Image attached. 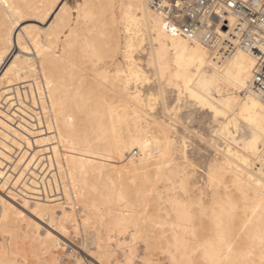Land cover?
Wrapping results in <instances>:
<instances>
[{"label":"bare ground","instance_id":"6f19581e","mask_svg":"<svg viewBox=\"0 0 264 264\" xmlns=\"http://www.w3.org/2000/svg\"><path fill=\"white\" fill-rule=\"evenodd\" d=\"M49 3L50 0H0V127L5 133V138L0 137V225L14 226L19 221L29 223L30 227H28L30 229L33 227L32 235H34L30 236L33 238L31 240L37 241L35 243L40 246L38 248L49 253L51 259L55 260L52 250L60 244V239L54 232L63 236L65 226L53 219L54 211L49 205L55 201L59 203L60 198L52 199L54 196L43 190L44 194L41 197L39 186L34 179H29L30 182L22 181L27 174L32 175V165L39 156L49 151L51 154H47V158L53 159L56 171H62L67 178L61 185L64 198L67 194H71L69 202L73 205L67 206L69 211L60 204L58 205L61 207L57 205L59 209L56 210L58 218L60 220L62 218L66 223L75 219L81 221L79 215L75 217L73 214L75 204L78 203L86 211L85 221L94 214L97 216L101 212L104 214L113 209L115 213L112 210L111 213L115 215L114 225L107 220L105 224L112 226L133 224L134 237L143 230L140 221L148 220V213L137 214L138 200L129 199L130 197L136 199L132 193L135 190L132 185H136L135 183L140 180L146 183L152 182V187L148 190L157 191L154 194L156 195L154 207H158L150 213V217L154 211L156 212L153 216L157 215L155 219L151 217V221L156 220V228H159L157 232L154 226V230L158 234L160 231L163 232L164 230L159 227L160 224V226L163 224L165 231L169 230L168 233L164 231L166 236L161 233L165 239L170 235L167 241L162 240L164 237L160 235L159 237L158 234L155 240L161 238L160 242L172 246L174 253L184 250L180 251L181 256L187 257L186 249L191 253L193 251L191 247L201 248L211 262L218 261L216 258L218 256L220 258L221 252L223 255L221 259H227L231 256L230 252L223 249L229 244L226 236L222 235H225L224 231L231 229H235L237 234L242 230L252 229L256 236L258 234V241H262L264 239L262 236L264 235V98L250 86L254 68L253 57L237 49L230 56L221 59L217 56L216 45L210 47L198 39L187 40L167 32L163 28L162 13L150 7L149 0H132L126 7L120 9L121 34L113 39L114 44L118 45L117 53L121 54L122 63L117 64L110 75L107 74L106 65L93 67L97 75L92 76H97V79L92 81L94 79L92 76L91 78L82 75V72L76 74L77 69L81 70L80 66L88 65L87 71L90 72L91 66L94 65V61L91 63L89 60L90 55L97 54L96 50L99 46L106 43L108 47L102 46L103 52H109L113 40L109 38L110 42L107 39V42L93 44L94 41L90 40L93 38L87 36L92 28H88L91 27L88 20L87 23L84 21L89 14L87 12L81 14L79 6L74 11L68 6L70 10L60 18L59 22L56 17L37 19L36 17L43 14ZM227 18L232 21V14L229 13ZM25 28L35 31L26 32ZM221 32L224 34L225 30ZM79 34L82 36L80 37ZM146 38L150 42V54L142 64L135 53ZM96 41V43L100 42L97 39ZM25 47L30 51L25 52ZM106 47L109 51L105 49ZM78 52L82 56L84 53L88 54L89 58L78 55ZM82 58L86 60L79 62ZM147 67L156 79L153 91H143L135 78L139 73V82L147 80ZM87 71L85 70V73H89ZM125 72L128 74H118ZM93 73L95 71L89 74ZM107 81L112 85L109 90L114 92L113 100L109 98L105 88ZM167 88L174 92V103H168L166 100ZM156 96L162 99V112L170 121L167 122L154 115L148 120L143 114L146 107L153 108L156 100L151 97ZM91 101L95 103L92 102V106L89 104ZM244 101H247L246 107ZM1 102L5 106H1ZM28 102L39 111L32 112L22 105ZM184 104L207 112L215 122L211 128L212 137L207 141L215 150L217 157L210 159L205 171L207 173H204L205 179L207 176L209 183L222 181L227 184L226 179L229 178V182L236 185V188L238 186L241 195L246 192L245 187L249 189L250 186H254L256 189L254 187L250 189L253 193L256 190L253 197L256 203L250 206V212L235 216L232 211L235 208L234 198L231 192H226L229 191L226 190L227 186L226 188L224 186L225 189L220 193L219 198L215 196L217 199H211L212 201L203 200L207 205L203 204L202 197L199 196L200 192L194 196L196 199L188 194L190 189L188 186L195 185L194 178L193 181L190 180L191 174L188 170V166L191 165L187 154L188 145L184 136H179L177 139L178 132L173 127L178 122L176 115L173 114H178L177 111ZM76 116L91 118L94 124L87 129L76 123ZM29 121L34 122L31 123L34 127L29 125ZM229 128L233 129L232 133L229 132ZM23 135L29 138L21 150L18 145L13 144V141ZM215 138L221 139L222 146L217 145ZM32 144L34 146H31ZM13 148L21 152L26 151L28 154L23 156L22 153H18L13 156L11 154ZM135 149L137 151L134 152ZM133 152L135 155L132 154ZM3 161L6 163L3 164ZM17 161L22 162L19 168L15 167ZM160 181L163 189L157 190L156 185ZM19 183L26 192L15 189ZM40 183L43 185V181ZM130 192L131 196H129ZM213 194L211 196L214 197ZM253 195L250 194V197ZM18 198L22 200L21 203L16 202ZM209 201L211 204L208 206ZM29 202L32 204L27 206ZM66 203L68 204V201ZM51 206L53 208V204ZM54 206L56 207V204ZM199 211L204 219L209 217L210 222L206 220L211 225L207 227L209 229L212 226L211 229L216 233L212 231L213 237L211 233L208 238L204 233H200L204 232L201 230L203 227L207 228L208 222L204 223L206 220L199 215ZM206 211L210 212L208 216ZM196 215L198 218L194 220ZM44 216H47L49 229L45 228L41 232L39 221L43 222ZM82 218L84 220V216ZM107 218L110 219L109 216ZM197 219L204 225L197 222ZM118 227L114 228L118 230ZM211 229L208 231L206 229L205 233L211 232ZM196 232L204 236L198 237ZM152 237L154 239V236ZM110 238L108 237L109 240ZM119 242L117 241L118 244H123L122 241ZM158 242L155 245L161 246ZM129 247V252L133 253L132 248ZM103 249L108 250V248ZM167 250L170 252L168 257L170 261L176 262L175 254ZM130 253L127 252L130 257L123 259V264H132ZM104 254L100 253L103 255H99L100 259L109 257V253Z\"/></svg>","mask_w":264,"mask_h":264},{"label":"rangeland","instance_id":"374dc122","mask_svg":"<svg viewBox=\"0 0 264 264\" xmlns=\"http://www.w3.org/2000/svg\"><path fill=\"white\" fill-rule=\"evenodd\" d=\"M65 1H66V4L72 9H76V7L79 6L81 14L84 12H87L89 14L86 17V19L83 18V20L85 19L84 21L88 20V22L91 26L88 28L89 29L92 28L89 32L92 35L89 36L90 34L87 33L88 34L87 36L89 38L90 37L93 39L95 38V40L90 39L91 41H94L93 44H100L101 41L103 43L104 41H106L109 38H111L112 40L113 39L115 40L116 37H118L121 34V30H120L121 28L120 27H122V25H121L122 22H120V21L122 20V18H121V14H120V9L122 7H126L128 5V3L131 2L132 0H65ZM131 10H133V9H131ZM25 22L27 23V21H25ZM28 22H30V21H28ZM86 23H87V21H86ZM80 32H82V31H80ZM81 34L83 35V33H81ZM82 35L79 34L80 37ZM96 39L99 40L100 42L96 43L97 42ZM114 40H113V46L112 47L109 46V47H111L110 51L108 50L109 48L107 49L108 43H106L107 47L105 49H107V51H109V52H106V51L103 52V50H104L103 47H105L106 45L102 44L103 47L97 45V46H99V48L97 46H95L98 48V49L96 48L97 54L90 53V54H92V55H90L91 59L89 58L88 54H87L88 57H86L87 55L85 53L82 56L78 52L79 53V54L77 53L78 55L85 57V58H89V60H91V63H92V61H94L93 62L94 65H92V66L89 63L90 62L89 60H88L89 62L88 61H85V62H88L89 65L92 67L93 71L90 70V72L92 73L95 71V73L89 74L90 72L87 71V70H89L88 69L89 66L88 65L85 66L84 63H82L85 66V69L82 70V68L84 66L81 67L80 66L81 64H80L79 66H80L82 71L77 69L80 72L77 71L76 74L77 73L80 74L82 72L81 73L82 75H85V76L87 75L90 77L94 74L97 75L96 69L94 70V68H98V66L99 65L101 66L102 64L104 66L105 65L107 66V69H106L107 74H109V75L112 74L114 71V67L117 64L122 63L121 54L117 53L119 50L118 45L116 46L114 44L115 43ZM109 42H110V39H109ZM109 44L112 45V43H109ZM149 48H150V42H149V39L146 38L145 40H143L142 45L140 46V48L135 53V55L137 57H139V60L142 64L145 63V60L147 59L148 55L150 54ZM78 50L79 49H77V51ZM112 55H113V57L111 58ZM85 58L80 59L79 62H81V60H83V61L86 60ZM77 60H78V58H77ZM96 62H98V63L96 64ZM99 63H101V64H99ZM86 67H87V69H86ZM85 70L89 73H85ZM146 72H147L146 74L148 75V79L145 80L144 82H137V83L139 86H141V89L143 91H147V90L153 91V89L156 86L155 76H152L151 71L148 69V67H147ZM82 75H78V76H82ZM95 77H93L94 79L93 80L91 79V80L94 81L95 79H97V76H95ZM86 78L89 79V77H86ZM108 81H110V80H108ZM108 81L105 83V85H106L105 88L107 89V92L109 93L108 95L110 97L109 96H107V97H109L111 100H113L112 96L114 95V92H111L112 90H109L112 85ZM132 83H134V82H132ZM163 85L165 86L166 84H163ZM166 87H169V86L166 85ZM93 88H95V86ZM92 96L94 97V95H92ZM166 97H167L166 100L168 101V103H174V99H173L174 98V92L172 90H170L169 88L166 89ZM110 99L109 100L107 99V100L110 101ZM93 100H95V99L93 98ZM92 102L93 101L89 102V104L91 105ZM2 104H3V102H1V106H5V104H3V105ZM22 105L26 106L32 112L39 111L38 108L32 107L30 102L22 103ZM177 112H178V114L176 113L173 115L174 116L176 115L178 122H176L175 125L173 124L174 126L173 125L172 126L177 129V132H178L177 133L178 134L177 139L179 138V136L185 137L184 140H186V145H188L187 146V154H188V157L190 158L189 160H191L190 161L191 165L188 166V170L191 174L190 180H192V178H194V181H195V185L193 184L192 186L191 185L188 186V187H190L188 194L193 198L194 196L198 195L200 192L201 194H199V196L202 197L201 198L202 202H203V200H205L204 202H206V200L208 201V199H210V201H212L211 199L219 198L220 193H222L223 190L227 186L226 190H229V191H226V192H231V195H233V198H234L233 203L235 202V208L232 211L235 214V216H241L244 212H250V210H251L250 206H252V204L254 203V200H255L253 197L255 196L254 193L256 192V190L254 193L251 190L252 187H254V186H252V187L250 186L251 189L249 188V186H248L249 189H247L244 186L246 189L244 191H246V192H243V194H246V196H245L243 194L241 195V193H242L241 191H240L241 193L238 191V189H237L238 186L236 188L235 187L236 185L234 186L231 182L228 181L229 178L226 179L227 184L226 183L224 184L222 181H213V182L209 183L207 180V176L205 179V174L207 173L205 171H207L206 167H208V164L211 161L210 159L217 157L215 150L213 148H211L212 146L207 141L210 139V137H212L211 136V128L215 124L211 115H209L205 111L198 110L195 107L190 106L189 104H184L181 107V109L178 110ZM143 114L146 116V119H148V120L151 117V115H154V116L159 117L163 120H166L167 122L170 121V120L166 119L167 115L162 112V99L161 98L159 99V101H157V100L155 101V104H154L152 109H150V108L148 109V107H146L145 113H143ZM45 116H46V118H48L47 115H45ZM45 116H44V118H45ZM19 117L20 116H17V118H19ZM75 119L74 120L76 121V123L83 125V127L87 128V129H89V127H91L94 124L93 119L87 118L84 116H76ZM32 120H34V119H32ZM28 123L31 127H32V125L34 127V124H31L34 122L29 121ZM143 123H144V121H143ZM35 127H36V125H35ZM4 134H5L4 129L2 127H0V137L5 138ZM28 138H29V136L23 135V136L19 137L18 139H14L13 144L18 145L19 149L21 148V150H22V147L26 143ZM216 140H217V145L222 146L221 139L217 138ZM31 146H34V144H32ZM11 151H12L11 154H13V156H16L18 153H22L23 156H27V154H28V152H26V151L21 152V151L17 150L16 148L11 149ZM135 151H137V149H135L134 152ZM134 152L132 154L135 155ZM44 154H42L43 156L40 155L39 158L35 161L36 163L34 162V164L32 165V168H31V171H32L31 174L32 175L27 174L26 177L22 181L23 182H30L31 179L32 180L34 179L39 186L38 187V189L40 190L39 196H41V197H43L42 196L44 194L43 191H45L46 193L49 192V194H52V197L54 196L52 199H55V197L60 198L59 199L60 201L58 200L59 203H55L57 201H55L54 203L51 202L53 204V208L51 206L52 204L49 203V204H51V205H49V207H51V210L54 211L53 212L54 214H52L53 219L55 221L56 220L60 221L65 226V232L63 233V236L58 235V234H56V232H54L55 235H57V237L60 239V244L53 247V250H52V253L55 256V260L51 259V255L49 253L44 252L43 250L39 249L40 246L38 244H37L38 246L36 245L37 241L31 240L33 238H30V236H32V237L34 236V235H32L33 234V230H32L33 227L30 229L29 223L27 224L26 222L19 221V223L17 222L18 223L17 225L15 223L16 226L15 225L14 226H12V225L11 226L0 225V261H1L0 264H123V259L130 257L127 255V252L128 253L131 252V251L129 252V249H128L129 246H130L129 248H132V251H133V253L132 252L130 253V255L132 254L131 255L132 264H146V262H147V264H264V241H263L264 239L262 241H258V238H257L258 234L256 236L255 231H253L252 229H249L247 231L246 230H244V231L239 230L240 233H238V234L236 233L237 231H235V229L234 230L231 229V231H229V230L224 231L225 235L224 234L223 235L221 234V235L223 237L226 236L225 238L227 239L229 245L226 246L223 250L229 251L231 253V254L229 253V255H231V256L228 257L227 259H225V258L221 259V255H222V252H221L220 258L218 256V258H216L218 261H216V262L215 261L211 262L204 255L203 250L201 248H199V249L194 248L193 249L191 247V249L193 250V251H191V253H190L189 249L188 250L186 249L185 251L187 252V257H182L180 251H184V250H179V252L174 253L172 246H168L169 245L168 243L166 246L160 242L161 238H159L160 240L159 239L155 240L156 239L155 236H157L156 234H158V233H156V231L154 230L156 228V226H155L156 220L155 221H153V220L155 218H157L156 217L157 215L153 216L154 213L156 212V211H154L153 215H152L153 217L151 216L154 219H152V221H151L150 213H152L154 208H155V210H157L156 207H158V206L154 207V204L156 203V202H154V201H156L154 199L156 195H154V194H156L157 191L148 190V189H150L149 187H152L151 181H147V182H151V183H146L143 181H142L143 182L142 183L140 180H138L137 183H135L136 185L131 184L132 187L135 189V190H133L132 193H133L134 198H136V199H133L131 197L129 199L132 201L138 200V202L136 204L137 214L142 215L143 213H148V215H147L148 220L147 221L145 220L143 222L140 221L142 228H143L142 232H138L134 237H133V232H134L133 229L135 228V226H132L133 224L128 225V223H126L123 226L118 225L119 227L115 224V226L118 227V230H117V228L116 229L114 228L115 226H112V225H114L113 222L115 219V217H114L115 215L113 214L115 212L113 209H111L113 213H111V210L108 212L104 211L105 212L104 214L102 212L100 214H98L97 216L94 214L92 216V218H89V220L85 221L86 216L84 214L86 213V211L83 210L84 208L82 209L81 204L78 203V204H75V209L73 210V214L75 217H77V215H79L80 217L79 216L78 217L80 218L81 221H79V220L77 221L76 219L72 220L75 222V226H74V222H72V221L66 223V222H64V220L62 218H61V220H60V218H58V216L56 214L57 213L56 210L59 209V207L57 208L58 204L64 206L65 209L68 211H69V208L67 206L73 205V204H71V202H69L70 201L69 196L71 194L66 195L67 197H69V199H67V197L64 198L65 195H63L62 188H61V185L64 182H66L67 178L63 174L62 171H60V170L56 171L57 168H55L56 165L54 164L53 159L47 158V154L49 155L51 153L49 151H46ZM5 163L6 162L3 161V164H5ZM21 166H22L21 161H17L15 163V167L19 168ZM34 168L36 169L35 171L33 170ZM40 168L42 171H40ZM51 172H52V174H51ZM57 172H59V173H57ZM45 173H47V174H45ZM37 174H39V175H37ZM29 176H31V177H29ZM151 176H153V175H151ZM205 180H206V182H205ZM40 181H43V185L40 183ZM21 183H19V185H17L15 187V189L20 190V192H26L23 188H21V185H22ZM54 184H56V185H54ZM161 184H162V182L160 181L158 183V185H156L157 186L156 188H158L157 190L163 189V188L161 189V187L163 186V184H162V186H161ZM131 185H130V187H131ZM43 186H44V188L42 189ZM224 186H225V188H224ZM139 187H141V188H139ZM130 190H132V188ZM144 190L145 191L147 190V191L145 192ZM217 190H218V192H214ZM3 192L6 193V191H3ZM147 192H149V193H147ZM213 192L215 194H213ZM18 194H20V193H18ZM188 194L186 192V195H188ZM212 194L214 195V197L211 196ZM250 194H252V195L254 194V195L252 197H250ZM231 195L229 194V196H231ZM129 196H131V192H130ZM199 196H197V198ZM215 196L217 198H215ZM222 196H223V194H222ZM260 197H262V195ZM49 199H51V197ZM67 201H68V204L66 203ZM16 202L21 203L22 200H20L18 198V200L16 199ZM204 202H203V204L207 205V203H204ZM255 203H256V201H255ZM30 204H32V203L29 202L27 204V206ZM55 204H56V207L54 206ZM210 204H211V202L208 204V206ZM60 205H58V206H60ZM194 209H192V210H194ZM196 210H198V209H196ZM208 211H206L207 216L210 213V212L208 213ZM194 212H193V214H196ZM105 214H107V215H105ZM102 215L104 218L102 217ZM197 215H198V213H197ZM199 215L201 216L200 211H199ZM83 216H84V220L82 218ZM95 216L99 219H97ZM106 216L107 217L109 216L110 219L108 220V218ZM196 216L194 217V220H195V218H198V216L197 217ZM101 218H103V219H101ZM205 218L207 220L209 219V217H205ZM206 219H204V220H206ZM47 220H48L47 216H44L43 222L39 221V224H40L39 230L41 232H43L45 228L49 229V227L47 225ZM106 220L110 221V223H113V224L110 225L107 223L108 225H106L105 224V222H107ZM207 220L204 223H207L209 221V220L208 221ZM198 221L200 224L203 223V222H200L201 220L197 219V222ZM83 222H85V223L83 224ZM152 222L154 223L153 226H152ZM195 223H196V221H195ZM204 223L202 224V226L204 225ZM208 223L206 224V227L208 225H211L210 223L209 224ZM160 225H159V227H161V229H163L165 231V228L162 227L163 224H162V226H160ZM196 225H198V224H196ZM124 226H125V228H124ZM154 226H155V228H154ZM166 227L168 228V226H166ZM197 227L199 228V226H197ZM211 227L209 229L207 227L206 228L207 231L210 230ZM167 228H166V230H167ZM198 228H196L197 231H198ZM109 229L110 230L112 229L113 231L112 230L109 231ZM119 229H120V231H119ZM158 229L159 228H156L157 232L159 231ZM206 229H204V227H203V229H201V230H203L204 232H200V233H204L206 238H208V236H210V233L212 235L213 229H211V232L208 233L206 231L207 233H205ZM121 231H122V233H120ZM123 231L125 233H123ZM164 231L163 232L160 231L159 232L160 234H158V236L160 235L161 237H164L165 232H167V231L169 232V230H167L165 232ZM232 231H235V232H232ZM129 232H131V233H129ZM213 232L215 233V231H213ZM161 233H163L164 235H162ZM196 233H197L198 237L202 238V236H204L202 234L198 235L199 232H196ZM221 233H223V232H221ZM129 234H130V236H129ZM107 236L109 238L111 237L110 240L108 239ZM152 236H154V239H152L153 238ZM262 236L264 238V235H262ZM211 237H213V235ZM169 238H170V235H169ZM169 238H166V239L168 240ZM201 238H198V239L201 240ZM164 239H165V237L162 240H164ZM154 240L157 242L159 241L158 243H160L161 246L155 245V244H157V242L155 243ZM117 241L118 242L122 241L123 244L120 245L117 243ZM125 242L127 243L126 244L127 246L125 245ZM128 243H129V245H128ZM164 244H166V243H164ZM103 245H104V247H103ZM103 248H108L109 251L107 249H106L107 250L106 251ZM101 249H103L104 251ZM167 249H169L170 251H172V253L175 254L176 262L170 261V259L168 258L170 255V252ZM195 249H196V251H195ZM100 253L101 254L102 253L103 254L109 253V257L107 258L106 256H104L106 258L102 257L103 259H100V256H103V255H100ZM124 254H126L127 256Z\"/></svg>","mask_w":264,"mask_h":264},{"label":"built area","instance_id":"2783aa9c","mask_svg":"<svg viewBox=\"0 0 264 264\" xmlns=\"http://www.w3.org/2000/svg\"><path fill=\"white\" fill-rule=\"evenodd\" d=\"M149 5L162 13L164 24L177 29L175 34L170 29L167 32L187 40L198 39L210 47L216 45L221 59L237 49L251 55L254 68L250 86L264 92V54L260 51L264 40V0H149ZM229 13L232 21L227 18Z\"/></svg>","mask_w":264,"mask_h":264},{"label":"snow or ice","instance_id":"6c2138e0","mask_svg":"<svg viewBox=\"0 0 264 264\" xmlns=\"http://www.w3.org/2000/svg\"><path fill=\"white\" fill-rule=\"evenodd\" d=\"M7 6V5H5ZM177 7H179L180 5L177 4ZM69 7L67 4H65V0H50V3L46 6L44 12L42 15L36 17L37 19H45V18H51V17H56L57 22H59L60 18L62 16H64L68 11H69ZM71 10H75V9H71ZM224 23H227V21H224ZM53 27H55V24L53 25ZM163 28L167 31V30H171V32L173 34L176 33L177 29L175 27H171L168 23L163 24ZM25 31H35V29H31V28H25ZM217 31H220V29H217ZM261 53L264 54V40H261ZM25 52L30 51V49L28 47L24 48ZM127 55V54H126ZM119 75H127L128 73H118ZM135 78L137 79V81L139 82L140 80V74L137 73ZM262 98H264V92L261 93ZM151 99H155L157 101H159L160 97L156 96V97H151ZM245 107L247 106V101L243 102ZM165 108H167V104H165ZM41 219H43V217H41ZM147 264V262H146Z\"/></svg>","mask_w":264,"mask_h":264}]
</instances>
